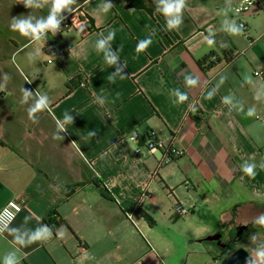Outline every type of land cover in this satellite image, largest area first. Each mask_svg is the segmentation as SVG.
I'll return each instance as SVG.
<instances>
[{"label": "crops", "instance_id": "0c3cea01", "mask_svg": "<svg viewBox=\"0 0 264 264\" xmlns=\"http://www.w3.org/2000/svg\"><path fill=\"white\" fill-rule=\"evenodd\" d=\"M242 1L232 0L233 7ZM257 1L258 9L229 15L245 23L249 39L220 31L226 0H187L176 30H166L156 0L137 1L146 9L132 7L134 0H77L76 11L62 15L75 14L66 18L74 23L85 20L84 31L77 25L48 33L31 53L30 38L0 42V87L6 89L0 91V210L12 200L23 205L10 226L19 232L0 235V264L13 252L21 264H183L184 256L156 231L181 219L176 204L189 210L184 218L194 227L193 239H182L187 263L194 254L193 264H221L240 248L257 259L264 233L263 239L250 237L260 228L254 217L264 212V169L257 168L255 178L239 169L245 161H264V98L255 99L264 89V0ZM37 2L41 7L26 8L19 0H0V27L7 11L31 16L33 23L46 17L49 0ZM104 3L113 4L107 13ZM209 28L217 32L212 46L205 39ZM113 30L106 48L119 60L108 66L96 44ZM149 37L151 45L138 53V42ZM211 56L219 60L212 67L200 64ZM10 64L16 77L7 79ZM124 64V78L109 81ZM185 73L198 77L199 85L185 87ZM220 75L226 82L207 99ZM22 87L51 102V111L38 113L35 123L27 108L37 97L22 103ZM176 88L188 93L186 102L174 103ZM229 92L245 109L255 106L256 116L230 112L222 100ZM65 112L73 123L65 125L63 140H54L56 120ZM152 132L184 155L168 163L162 150L150 154L144 148L137 155L139 144L131 138L138 133L145 145ZM53 212L61 221L55 231L45 223ZM44 225L53 232L45 241L22 247L14 239ZM244 227L249 230L241 234Z\"/></svg>", "mask_w": 264, "mask_h": 264}, {"label": "clouds", "instance_id": "9594fccd", "mask_svg": "<svg viewBox=\"0 0 264 264\" xmlns=\"http://www.w3.org/2000/svg\"><path fill=\"white\" fill-rule=\"evenodd\" d=\"M19 2L23 3L26 8H38L41 5L37 2V0H19ZM50 9L46 17H41L35 20L33 23V17L28 16L24 17L23 15L18 17H13L10 23V28L14 32H18L22 37L30 38L31 41H46L47 34L51 33L52 36H55L57 32H60L61 23L67 18L62 15L63 12L67 11L68 13H73L76 11L73 5H77V0H49ZM156 11L160 12L166 22V30H176L178 29L184 22L183 13L187 9L188 4L187 0H156ZM226 8L224 9L225 16L227 19L222 23L220 31L230 35V36H243L245 32V25L243 23H239L234 19H230V13L232 15H238L241 11L239 7H233L232 0H226ZM113 7L112 3H104L103 11L107 13ZM80 31H84V28L81 27ZM217 32L212 28L208 29V34L205 37L207 44L212 46L217 43L215 36ZM115 38V31H110L107 39H101L97 41L96 47L98 50L104 51L105 62L108 66H113L118 64L119 56L116 54H112L106 48V44L112 41ZM152 43V38H145L138 42L136 51L142 52L146 50ZM221 47H229L226 42L220 43ZM110 47V45H109ZM14 60V57H13ZM126 65L118 66L117 71L115 73H111L108 77L109 81H113L116 77L124 78L125 75H121L124 72ZM7 79H11L10 76L5 74ZM227 80V76L220 75L217 84L207 93V99L213 98L219 91L220 87L224 85ZM252 80L251 76L244 77V83L248 84ZM31 83V81H27ZM200 83L199 78L193 75L184 74V85L188 88H194L198 86ZM4 88L0 87V91ZM174 95L176 97L174 103L182 104L188 100V93L181 91L179 88L173 90ZM22 93V103H27L29 98L33 96L37 97L35 102L27 108L28 118L32 120L34 123L37 122L38 117L37 114L50 109V100L46 94H41L39 92H32L30 90L21 88ZM264 98V89L258 90L255 95L256 100H261ZM99 99V98H98ZM223 102L228 105L229 111H235L237 113H243L246 117H254L256 116V108L255 106L248 107L245 109L244 103L241 100H238L234 93L229 92V94L222 97ZM103 103V100H100ZM197 109L195 106H192V111L195 112ZM74 117L69 113L65 112L63 116V120H56V131L53 133L54 140H63L64 137L61 135L62 132L66 131V124L73 123ZM96 133L94 131L89 132V136H95ZM257 168L264 169V161H262L259 165H257L254 161L248 162L245 161L239 165L240 171L247 175L250 178H255L257 174ZM254 226L264 228V213H261L257 217H254L252 221ZM8 231L10 233H18L19 230L15 228L9 227ZM53 235L52 229L49 228L48 225H44L43 227H37L32 230L30 233L17 234L14 239L22 246L28 247L34 243L42 242L49 239ZM26 237V238H25ZM255 240V236L250 237ZM257 259H253L251 255L246 260V264H264V245L259 246L256 250ZM3 264H21L20 258L16 256V253H8L3 257Z\"/></svg>", "mask_w": 264, "mask_h": 264}, {"label": "built area", "instance_id": "2783aa9c", "mask_svg": "<svg viewBox=\"0 0 264 264\" xmlns=\"http://www.w3.org/2000/svg\"><path fill=\"white\" fill-rule=\"evenodd\" d=\"M256 5H258L257 0H243L240 5L238 6L241 8L240 13L238 16H242L243 14L247 13L248 11L252 10ZM65 22V20L63 21ZM63 22L61 23V31H64L63 28ZM239 23L244 22L239 21ZM81 28L83 27L84 29L87 28V23L85 20H81V22H78L77 24L70 21L65 24V27L67 29H72L74 27ZM245 38L249 39V35L247 34V28L245 25V32H244ZM54 49H49L48 54L54 53ZM49 63H52V60L48 61ZM255 75L260 76L261 74L259 72H256ZM135 143L139 144L137 149H136V154L139 155L145 148L148 153L153 154L154 152L158 150L163 151V162L168 163L171 161H174L175 159H178L184 155L183 150H178L174 147H168L166 146L161 140L158 139L157 135L155 132H152L149 134L147 141L145 142V145H141V137L138 133H135L133 137L131 138ZM145 197V196H144ZM23 211V205L16 200L10 201L3 209L0 210V235L5 234V232L9 229V227L15 222L17 219L18 215ZM175 212L178 217L184 218L189 215V210L184 208L180 204L175 205ZM131 217V214H130Z\"/></svg>", "mask_w": 264, "mask_h": 264}, {"label": "rangeland", "instance_id": "374dc122", "mask_svg": "<svg viewBox=\"0 0 264 264\" xmlns=\"http://www.w3.org/2000/svg\"><path fill=\"white\" fill-rule=\"evenodd\" d=\"M8 12V17L4 18V23L3 25L0 27V42L1 41H5L6 40L8 42L12 41L16 44H22L23 39L25 38H21L22 36L18 33V32H14L11 30V32L9 31V19H11L13 17H18L21 16L23 14L20 13H16V10H14V13H10ZM24 16V15H23ZM75 16V14H71L70 16H66L68 19H72ZM12 17V18H9ZM25 17V16H24ZM67 19H65L66 21ZM78 23V21L76 22ZM74 32V31H71ZM21 36V37H19ZM41 44H43V41H35L32 43V46L29 48V50L27 51V53H31L36 47H39ZM13 48V47H12ZM14 57V60H13ZM11 57V61H13V63L18 62V58H16V55ZM12 64H10L9 67V74L8 76H10L11 78L16 77V73L13 70ZM34 82V80H33ZM35 83V82H34ZM6 89L2 90L1 92H6ZM264 213V212H261ZM193 229L194 227L192 226V224L190 223L188 218H181L179 220H176L175 223L172 224H168V223H161V225L159 227L156 228L157 231V238L158 239H164L165 241H168L170 244L172 243V246L174 247V251L176 254H182V256H184V263L183 264H193L192 263V258L194 254H190V260L187 263V257L189 255H187L186 250H185V245L184 242H182V239H193ZM251 232V231H250ZM249 232V233H250ZM260 232V233H259ZM264 231L263 228H258L256 231H254L252 234L253 236H257L258 234L261 236L260 239H263L262 235H263ZM250 235H248L249 237ZM247 236L245 237L248 238ZM258 239V238H256Z\"/></svg>", "mask_w": 264, "mask_h": 264}, {"label": "trees", "instance_id": "16d2710c", "mask_svg": "<svg viewBox=\"0 0 264 264\" xmlns=\"http://www.w3.org/2000/svg\"><path fill=\"white\" fill-rule=\"evenodd\" d=\"M139 0H134L133 4H132V7H135V8H144L146 9L147 7L145 6L144 3L142 4H138ZM149 12H151V10L149 9ZM69 22V20L67 19L65 22H63V28H64V31L68 30L66 27H65V24ZM227 60L228 62H230L232 60V57L230 55H227ZM219 60L215 57V56H211L207 59H204L202 62H200L201 65H207V67H212L216 62H218ZM96 184L98 185V187L100 188L102 194L109 198V199H112V196L110 194V192L108 191V188L105 187L103 184H99L98 182H96ZM60 220H59V215L58 213L56 212H53L51 215H49L46 219H45V223L48 224L49 226H51V228L55 231V229L60 226Z\"/></svg>", "mask_w": 264, "mask_h": 264}, {"label": "water", "instance_id": "95a60500", "mask_svg": "<svg viewBox=\"0 0 264 264\" xmlns=\"http://www.w3.org/2000/svg\"><path fill=\"white\" fill-rule=\"evenodd\" d=\"M259 7L257 6L254 9H258ZM218 237H209L206 240H217ZM224 248L227 247V245L223 246ZM251 254L245 249V248H240L230 254L228 257L223 259L221 261V264H246V260L249 258ZM252 257V255H251Z\"/></svg>", "mask_w": 264, "mask_h": 264}, {"label": "flooded vegetation", "instance_id": "af4514ba", "mask_svg": "<svg viewBox=\"0 0 264 264\" xmlns=\"http://www.w3.org/2000/svg\"><path fill=\"white\" fill-rule=\"evenodd\" d=\"M248 230H249L248 227H244V228H242L240 231H241V234H243L245 231H248ZM236 239H239V237L236 238Z\"/></svg>", "mask_w": 264, "mask_h": 264}]
</instances>
